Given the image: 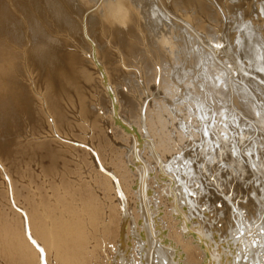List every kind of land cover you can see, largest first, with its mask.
I'll list each match as a JSON object with an SVG mask.
<instances>
[{
  "label": "bare ground",
  "instance_id": "1",
  "mask_svg": "<svg viewBox=\"0 0 264 264\" xmlns=\"http://www.w3.org/2000/svg\"><path fill=\"white\" fill-rule=\"evenodd\" d=\"M121 252L264 264V0H0V264Z\"/></svg>",
  "mask_w": 264,
  "mask_h": 264
},
{
  "label": "rangeland",
  "instance_id": "2",
  "mask_svg": "<svg viewBox=\"0 0 264 264\" xmlns=\"http://www.w3.org/2000/svg\"><path fill=\"white\" fill-rule=\"evenodd\" d=\"M254 186H256V185H254ZM257 187V186H256ZM211 188L212 187H208V193H210V196H209V194H207L208 196H209V198H212V195H214V194H217V193H215V190L214 189H212L211 190ZM247 188V190L249 189V187H246ZM244 190H245V186H244ZM214 191V192H213ZM224 193H222V195H223ZM229 195H231V194H229ZM236 197V194H234L233 193V195H232V198H235ZM214 198H215V195H214ZM213 198V199H214ZM213 199H210L209 201L210 202H213ZM243 201V198H240V197H238V198H236V200L237 201H240L241 202V200ZM245 200V199H244ZM218 205L220 206L221 204H220V202L217 204V207H218ZM204 208H202L201 210H203ZM215 223H217V222H215ZM221 223H219V225H220ZM139 246V245H138ZM138 248H140V246L138 247ZM137 248V249H138ZM139 250V249H138ZM124 251H126V250H124ZM121 255H122V258H123V261L122 262H124L125 264H138V263H136V261H133V260H131V257L130 258H128V256L126 257V255H127V252H124V253H122L121 252ZM125 256V257H124ZM137 256H138V259H139V257H140V260H142V258L144 257V255H142L141 253H138L137 252ZM142 257V258H141ZM128 258V259H127ZM127 261V262H126ZM144 260H142V262H143ZM164 264H167L166 262H163ZM123 264V263H122Z\"/></svg>",
  "mask_w": 264,
  "mask_h": 264
}]
</instances>
